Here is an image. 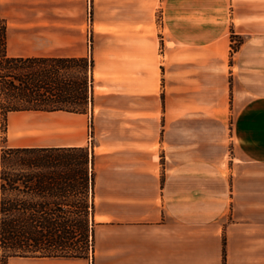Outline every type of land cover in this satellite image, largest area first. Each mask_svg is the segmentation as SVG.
<instances>
[{"label":"crops","instance_id":"0c3cea01","mask_svg":"<svg viewBox=\"0 0 264 264\" xmlns=\"http://www.w3.org/2000/svg\"><path fill=\"white\" fill-rule=\"evenodd\" d=\"M180 3L93 0V32L87 35L86 0H0L8 57L90 60L95 135L97 123L104 121L105 130L118 125L117 140L130 152L126 164L94 167L91 256L12 258L9 264H264V94L246 100L236 114L238 165L222 193L183 198L181 169L173 165L161 184L159 169L150 166L151 129L158 119L150 117L148 95L160 71L154 18L157 12L179 13ZM232 14L236 28L250 35V49L264 55V4L234 0ZM197 22L188 19L187 26L203 28ZM214 31L205 46L221 39V26ZM90 121L87 114L62 111L11 112L5 147L87 148ZM106 150L112 152L104 145L93 152Z\"/></svg>","mask_w":264,"mask_h":264},{"label":"rangeland","instance_id":"374dc122","mask_svg":"<svg viewBox=\"0 0 264 264\" xmlns=\"http://www.w3.org/2000/svg\"><path fill=\"white\" fill-rule=\"evenodd\" d=\"M86 1L85 29L89 35L93 32L94 5L93 0ZM257 1L264 4V0ZM233 2L181 0L179 13H155L152 30L159 37L160 71L157 87L148 95V102L150 117L157 118L158 122L156 128L151 129L149 160L151 168L159 169L161 184L173 165L181 169L183 198L212 197L223 192L225 181L232 175L231 170L238 165L232 138L236 114L246 100L264 94V55H257V51L250 49L254 47L250 44V35L236 28L232 14ZM209 7L213 9L211 14ZM188 19H196L197 25H203V28L191 30L187 26ZM1 22L8 26L7 20L0 19ZM181 23L180 29L178 24ZM219 26L221 39L214 45L205 46L209 36L216 32L214 28ZM87 46L91 53V41H88ZM14 49H17L16 42ZM241 50L243 52L240 55L238 53ZM68 61L72 62H41L40 65L61 67L63 70L60 74L66 77V83L75 82L84 86L87 102L82 114L91 118L89 139L92 142L90 147L81 149L88 156V173L93 178L95 166L126 164L130 152L117 140L118 125L105 130L104 121L97 123L98 132L95 135L92 63L87 59ZM137 101V104H142L141 99ZM101 131L110 133L104 137L100 135ZM5 132L6 122L1 116L0 154L1 149L6 148ZM101 145L112 149V152L106 150L105 154L99 155L100 152L96 151L94 154V147ZM119 146H122L121 150H117ZM101 150L105 151L104 148ZM84 153L51 152L41 153L39 157H81ZM88 200L91 203L93 201V188ZM88 245L87 253L91 256L92 236L89 237ZM78 251L73 247L65 252L74 254Z\"/></svg>","mask_w":264,"mask_h":264},{"label":"trees","instance_id":"16d2710c","mask_svg":"<svg viewBox=\"0 0 264 264\" xmlns=\"http://www.w3.org/2000/svg\"><path fill=\"white\" fill-rule=\"evenodd\" d=\"M68 60L17 59L7 55V27L0 23V112H68L82 114L84 86L66 83L61 67ZM51 152L84 153L69 149H1L0 264L12 258H88L93 235V178L88 156L41 158ZM55 167V165H57ZM42 199L35 202L34 199ZM78 246V247H77ZM76 248L80 251L65 252Z\"/></svg>","mask_w":264,"mask_h":264}]
</instances>
